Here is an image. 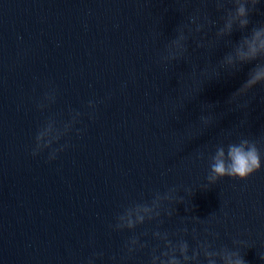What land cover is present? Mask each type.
I'll list each match as a JSON object with an SVG mask.
<instances>
[{
    "label": "water",
    "instance_id": "95a60500",
    "mask_svg": "<svg viewBox=\"0 0 264 264\" xmlns=\"http://www.w3.org/2000/svg\"><path fill=\"white\" fill-rule=\"evenodd\" d=\"M249 8L228 35L231 0H0V264H161L181 240L264 264V166L207 179L241 139L264 165V83L239 92L256 62L236 49L264 26V0ZM39 131L61 139L33 155ZM137 203L144 223L117 228Z\"/></svg>",
    "mask_w": 264,
    "mask_h": 264
},
{
    "label": "clouds",
    "instance_id": "9594fccd",
    "mask_svg": "<svg viewBox=\"0 0 264 264\" xmlns=\"http://www.w3.org/2000/svg\"><path fill=\"white\" fill-rule=\"evenodd\" d=\"M234 4V9H229L227 15L224 18V27L221 28L220 34L225 32L231 35L234 31L235 26L238 24L240 30L247 29L250 25V8L255 9L260 0H231ZM217 9L224 8V0H216ZM185 37L183 34H179L175 39L171 41V44L167 48V54L162 57V60L168 62L170 60H176L182 57L187 51V48L181 44V41ZM172 45H176L180 48V51L173 52ZM236 54L240 61L243 63H254V67L251 70L249 78L242 85L239 92L245 89H251L258 84L264 83V26L253 27L250 34L242 35L240 43L236 49ZM226 59L231 62L232 57H226ZM259 61V62H257ZM239 92L237 94H239ZM89 105H93V102H89ZM40 107H42L40 105ZM203 121L208 122L207 117H201ZM61 137H57L53 140H49L43 145L40 144L41 133L38 132L36 136V148L33 151V155L39 154L46 148H52L53 143L58 142ZM50 159L56 158V150H53ZM210 172L207 177L210 184H215L218 180L224 177L239 178L241 180H246L250 175L261 170L262 166V156L261 150L257 146L255 141L249 139H241L238 143H229L225 148L224 145H218L216 147L215 153L210 157ZM170 191H175V189H170ZM172 199L171 195L156 193V198L153 200V204L157 203L159 199ZM139 213L151 212L152 208L147 203H137L132 207L126 208L125 211L118 215L117 220L122 221L125 217H128L127 224L123 225L117 223L115 226L117 228H134L136 223L141 224L145 221L144 215H136L135 220L132 219L133 212ZM171 214V213H169ZM159 215V213H156ZM186 232L187 229H184ZM156 235H159L157 232ZM132 244L137 242V238L133 237L130 241ZM169 247L171 246V241H168ZM189 243L186 240H181L179 243L180 255L177 256L174 252L169 255V251L165 250L162 252V256L165 258L161 260V264H199V258L201 256V251L205 257L207 264H217V259L219 258L220 264H247L244 256L238 250H230L228 248H223L219 251L211 250V244L207 242L199 243L196 249L192 250V254L189 255ZM129 252L134 251V249L129 248ZM159 257H153V264ZM89 264H93L90 260Z\"/></svg>",
    "mask_w": 264,
    "mask_h": 264
}]
</instances>
